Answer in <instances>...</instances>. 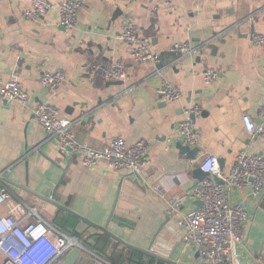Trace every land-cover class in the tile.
<instances>
[{
  "label": "crops",
  "instance_id": "0c3cea01",
  "mask_svg": "<svg viewBox=\"0 0 264 264\" xmlns=\"http://www.w3.org/2000/svg\"><path fill=\"white\" fill-rule=\"evenodd\" d=\"M62 1L53 0L46 16L30 21L23 15L28 0H0V75L22 84L30 94L32 108L43 103L58 108L63 118L74 122L81 144L104 149L118 137L128 144L141 139L148 142L149 164L143 180L149 189L143 194L125 184L117 212L139 216L137 227L130 230L110 224L118 237L146 249L168 217L165 194L185 198L181 214L199 207V201L190 195L201 182L194 171L205 155L217 156L226 171L234 166L240 152L264 155V138L250 134L244 122L249 116L254 123L264 125V44L252 40L255 35L264 36V0H206L200 5L193 0H84L78 24L71 31L59 24ZM117 10L121 14L114 18ZM128 22L151 38L153 51L160 56L157 64L133 60L130 47L120 39ZM176 44L201 50L180 58L172 51ZM117 61L125 62L128 70L127 79L118 81L123 82L120 85L105 77ZM208 69L218 73L211 84L202 77ZM56 70L65 74L66 81L56 92H49L40 85V78ZM164 79L181 90L178 102L165 103L158 98ZM196 107L201 109L194 121L201 140L198 157L192 160L177 144H184L180 122L186 119L187 110ZM65 155L56 140L46 139L31 109L0 102V174L2 183L15 196L0 207V217L16 215L15 206L21 200L61 233L76 238L86 257L102 263L149 264L155 258L126 248L111 237L100 247L104 233L80 220L76 234L61 231L55 224L57 208L30 192L50 198L61 180L57 201L107 226L128 176L106 164L87 169L78 156ZM230 200L233 205L243 204L249 212L248 242L240 247L250 258L249 264H257L252 255L264 239V195L256 198L251 188L237 189L231 192ZM176 231L168 239L173 246L181 244L173 258L175 264H202L183 242L182 228ZM165 233L169 235L170 230ZM59 237L51 232L48 241L57 244ZM52 252L43 244L32 260L44 263ZM63 257L54 264H61Z\"/></svg>",
  "mask_w": 264,
  "mask_h": 264
},
{
  "label": "built area",
  "instance_id": "2783aa9c",
  "mask_svg": "<svg viewBox=\"0 0 264 264\" xmlns=\"http://www.w3.org/2000/svg\"><path fill=\"white\" fill-rule=\"evenodd\" d=\"M200 5L206 0H193ZM29 7L23 15L30 21H38L53 8V0H28ZM85 5L84 0H63L59 6V24L65 30L76 28L79 13ZM120 39L130 47L133 60L138 64H157L159 54L153 51L151 38L143 36L133 22L125 24ZM255 44H264V36L255 35ZM201 48H191L188 44H176L172 51L180 58L191 56ZM110 82L124 81L128 77L125 62L117 61L105 72ZM206 84H211L217 77V71L205 70L202 74ZM66 81L61 70L45 72L40 78V85L49 92H56ZM160 101L175 103L182 98L181 90L164 79L157 91ZM0 102L17 103L24 109H31L35 120L45 132L46 139L56 140L63 154L78 156L80 164L87 169H96L102 164L124 173L125 176L138 179L145 185L143 171L149 164V144L146 140H138L128 144L124 138L118 137L109 142L104 149H94L81 144L74 132L73 121L61 116L58 108L49 103L39 104L32 108L31 97L18 81H6L0 75ZM201 109L186 111V119L179 124V134L185 145L196 148L200 144L201 132L196 128L192 116H200ZM264 117V110L261 111ZM248 123L247 131L253 136L264 138V125L254 123L249 116L244 117ZM200 168L210 177L198 183L192 194L202 206L181 214L185 198L179 195L163 197L167 202V216L176 219L182 228V239L203 263L239 264L236 258L237 248L245 241L249 212L243 204L233 205L230 194L237 189H252L256 198L264 195V155L240 152L235 158L234 166L226 171L221 167L220 159L207 154L203 157ZM0 174V207L13 200V192L2 183ZM218 178L221 182H216ZM16 215L0 217V256L1 264H54L69 249L80 246L78 240L61 233L51 226L35 210L18 200L15 206ZM51 232L57 233L59 242L50 244ZM181 234V235H182ZM47 244L53 250L52 255L44 263L32 260L37 248ZM103 264H112L105 262ZM181 264V263H176Z\"/></svg>",
  "mask_w": 264,
  "mask_h": 264
},
{
  "label": "water",
  "instance_id": "95a60500",
  "mask_svg": "<svg viewBox=\"0 0 264 264\" xmlns=\"http://www.w3.org/2000/svg\"><path fill=\"white\" fill-rule=\"evenodd\" d=\"M120 14H121L120 10H117V12L114 14V18H116ZM213 50L215 52L217 50V47H214ZM117 83L120 85L123 82H116V84ZM195 118L196 117L192 116L193 121H195ZM177 148L180 150V152L182 154H186L189 159L196 160L198 157V154H199V148L198 147L192 149L191 147H189L183 143H178ZM64 155L65 154H63V156ZM68 162L71 164L72 160L69 159ZM220 163H221V167L224 168L223 163L221 161H220ZM65 173H66V169H64L62 177L65 175ZM194 177L202 182L203 180L208 179L210 177V175L208 173H204L202 171V169L199 167V168L195 169ZM215 181L221 182L218 178H215ZM61 183L62 182L60 180V182L57 185L56 190L58 189L59 185H61ZM125 184L132 185V187L139 190L143 194H145L147 192V190L149 189V187L142 184L138 179H133L132 177L128 176V178L126 179V181L124 182V184L120 187V189L118 191V194H117L116 200L114 202L111 214L109 216L107 226H101L99 224H96V223L90 221L89 219L76 214L70 208H68L64 205H61L57 201L56 190H54V193L52 194V196L50 198L44 197V196H42L38 193L32 192V191H30V192L34 196L42 199L43 201L54 205L57 208L56 217L60 214V212H64V213L69 214V215L77 218L78 220L100 230L104 234L111 237L115 242L123 245L126 248L136 250L137 252H140L144 255L155 258L157 260L164 261L168 264H175V262L173 261V258L175 256V253H176L178 247H180L181 244H177V245L173 246V244H170V241L168 239L170 237H172V234L178 233L176 231L178 226L174 223V222H176V219L172 220L170 217H166L165 221L163 222V224H161L158 231L153 236L151 243L149 244L148 248H146V249L138 248L132 244H129L124 239L118 237L116 234H114L112 232V228H111L110 224H114L115 226H118L120 228H128L130 230H135L137 227V219L139 218V216H137L138 218H131L130 215H127L128 213L124 214V215L123 214L119 215L117 213L119 201L121 199L120 198L121 192H122L121 189L123 190ZM199 203H200L199 207L202 206V203L201 202H199ZM165 230L166 231L170 230V234L169 235L166 234ZM179 237L181 238V235H179ZM179 237L177 236V238H179ZM244 242L247 243L248 240H246ZM240 246L237 248V252H236L237 261L239 264H249L250 258H248L247 254H245L242 251ZM196 257L199 258V255L197 254ZM252 259L256 260L257 264H264V239L262 240L260 246L254 250V253L252 255ZM75 262H77L78 264H103L102 262H100V260L99 261L94 260V258L92 256L86 257L84 255V251L79 246L76 247L75 249H73L72 251H70L69 253L65 254L61 264H74ZM202 264H208V263H202Z\"/></svg>",
  "mask_w": 264,
  "mask_h": 264
},
{
  "label": "trees",
  "instance_id": "16d2710c",
  "mask_svg": "<svg viewBox=\"0 0 264 264\" xmlns=\"http://www.w3.org/2000/svg\"><path fill=\"white\" fill-rule=\"evenodd\" d=\"M79 222L80 221L77 218L62 212L57 217L55 224L63 232L72 231L74 234H76L75 230L78 227ZM109 240H110V238L108 235L102 234V236L100 237V241H99L98 245H100V247H102L103 245L107 244ZM149 264H165V263L161 262L159 260H156V259H152Z\"/></svg>",
  "mask_w": 264,
  "mask_h": 264
},
{
  "label": "bare ground",
  "instance_id": "6f19581e",
  "mask_svg": "<svg viewBox=\"0 0 264 264\" xmlns=\"http://www.w3.org/2000/svg\"><path fill=\"white\" fill-rule=\"evenodd\" d=\"M177 226H178V225H177ZM59 259H60V258H59ZM59 259H58V260H59Z\"/></svg>",
  "mask_w": 264,
  "mask_h": 264
}]
</instances>
